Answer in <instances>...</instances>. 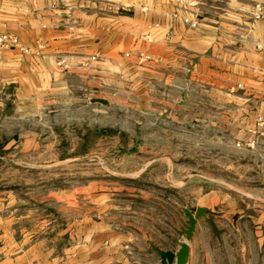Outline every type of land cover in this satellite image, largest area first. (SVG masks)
Here are the masks:
<instances>
[{"label":"crops","instance_id":"crops-1","mask_svg":"<svg viewBox=\"0 0 264 264\" xmlns=\"http://www.w3.org/2000/svg\"><path fill=\"white\" fill-rule=\"evenodd\" d=\"M201 5V0H0V33L15 36L26 49L0 47V117L23 109L54 126L79 120L83 107L129 106L126 100L133 97L136 106L160 107L157 114L172 123L207 122L208 105L224 102L227 87L247 94V100L264 98V31L256 34L242 13L224 8L213 15ZM225 6L243 10L247 4L228 0ZM183 18L195 19L196 26ZM138 52L150 60L138 64ZM93 97L105 105L90 102ZM224 199L195 195L182 205L172 198L174 207L155 222L148 216L134 220L140 214L100 192L93 199L95 213L67 222L52 240L18 245L5 239L0 264H159L152 247L175 252L185 241L182 208L193 212L196 206L206 208L205 217L220 232L196 219L185 241V264H264V210L224 206Z\"/></svg>","mask_w":264,"mask_h":264},{"label":"rangeland","instance_id":"rangeland-1","mask_svg":"<svg viewBox=\"0 0 264 264\" xmlns=\"http://www.w3.org/2000/svg\"><path fill=\"white\" fill-rule=\"evenodd\" d=\"M227 1L201 0L202 11L242 13L256 34L264 31V0H243V10ZM149 60L138 52V64ZM247 97L227 87L224 102L208 105L207 122L172 123L157 114L160 107L136 106L133 97L129 106L83 107L79 120L54 126L23 109L1 116L0 246L5 239L52 240L67 222L95 213L100 192L140 214L134 220L156 222L174 207L172 198L183 205L195 195L218 194L221 205L264 210V98ZM221 112L223 119L213 117Z\"/></svg>","mask_w":264,"mask_h":264},{"label":"water","instance_id":"water-1","mask_svg":"<svg viewBox=\"0 0 264 264\" xmlns=\"http://www.w3.org/2000/svg\"><path fill=\"white\" fill-rule=\"evenodd\" d=\"M90 102H95L105 105L106 100L101 99L99 97H93L92 99H90ZM182 210L184 216L186 217V221H185V225H183L180 228V233L183 235L185 241L190 239L196 224L195 221L198 218H203L204 222L210 226L214 234H218L220 232V230L216 227L215 222H213L212 217L211 216L205 217L206 214L205 207L196 206L193 212H191L187 208H182ZM185 241L178 243V249L175 252L166 251V250L161 251L153 246L152 248L158 256L159 264H173V263L185 264L187 259L186 258L187 250H188V246Z\"/></svg>","mask_w":264,"mask_h":264},{"label":"built area","instance_id":"built-area-1","mask_svg":"<svg viewBox=\"0 0 264 264\" xmlns=\"http://www.w3.org/2000/svg\"><path fill=\"white\" fill-rule=\"evenodd\" d=\"M183 22L184 23H187L188 25H190L191 27H195L196 26V21L195 19H186V18H183ZM145 38L147 39V41H151V38H149V36H145ZM0 47H18L20 50L22 51H26L25 48H23L20 44H19V41H18V38H16L15 36H11V35H7V34H4V33H0ZM127 55V53H126ZM143 58H147V56H143V55H140L139 56V60L143 59ZM90 60H94L95 59V56L94 55H91L89 57Z\"/></svg>","mask_w":264,"mask_h":264}]
</instances>
